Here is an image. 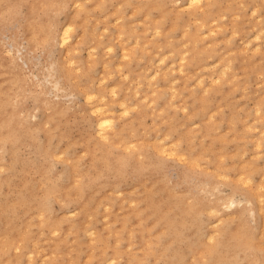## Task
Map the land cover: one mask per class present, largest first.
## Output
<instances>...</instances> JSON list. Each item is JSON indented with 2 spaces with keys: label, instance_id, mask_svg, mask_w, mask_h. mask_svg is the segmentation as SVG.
Returning a JSON list of instances; mask_svg holds the SVG:
<instances>
[{
  "label": "rangeland",
  "instance_id": "obj_1",
  "mask_svg": "<svg viewBox=\"0 0 264 264\" xmlns=\"http://www.w3.org/2000/svg\"><path fill=\"white\" fill-rule=\"evenodd\" d=\"M263 198L264 0H0V264H264Z\"/></svg>",
  "mask_w": 264,
  "mask_h": 264
},
{
  "label": "bare ground",
  "instance_id": "obj_2",
  "mask_svg": "<svg viewBox=\"0 0 264 264\" xmlns=\"http://www.w3.org/2000/svg\"><path fill=\"white\" fill-rule=\"evenodd\" d=\"M210 30H211V29H210ZM62 31H63V35L61 34V42H62V43H65V42H66V39H67V32H68V30H67V29H65V30L63 29ZM195 44H196V43H195ZM182 56H183V55H182ZM184 58H185V57H184ZM184 58L182 57L181 59H184ZM182 65H183V64H182ZM181 67H182V66H181ZM222 73H223V72H222ZM172 85H173V84H172ZM113 91H114V90H113ZM96 96H97V95H96ZM90 97H92V96H90ZM101 97H102V96H101ZM101 97H100V98H101ZM86 98H87V100H88L89 97H86ZM93 98H94V97H93ZM104 98H105V97H104ZM104 98H102V99H104ZM90 99H91V98H89V100H90ZM96 107H97V108L94 109L95 113H96V112H100L99 115H98V117H97V125H98V129H99L98 131H99L101 134L104 135L105 133H107V131L104 130L105 125L110 121V118H111V117H110V115L107 114V112H104V111H103V110H104V109H103L104 107H101V106H96ZM92 109H93V108H91V111H92ZM107 129H108V128H107ZM107 134H108V133H107ZM106 137H107V135H106ZM106 137H105V138H106ZM195 160H196V159H195ZM261 185H262V184H261ZM259 188H261V187L259 186ZM262 200H264V198H263ZM262 202H263V201H262ZM211 208H212V207H211ZM215 210H216V208H215ZM215 210H214V211H215ZM211 211H212V209H211ZM214 211H213V212H214ZM239 231H241V230H239ZM239 231L235 232L237 236L232 235L231 238H232V239L235 238V240L237 241V237L241 235V233H240ZM210 237H213V236H210ZM199 254H200V252H199ZM246 264H254V261H250V260H249Z\"/></svg>",
  "mask_w": 264,
  "mask_h": 264
}]
</instances>
